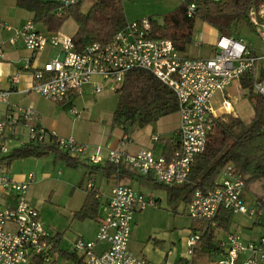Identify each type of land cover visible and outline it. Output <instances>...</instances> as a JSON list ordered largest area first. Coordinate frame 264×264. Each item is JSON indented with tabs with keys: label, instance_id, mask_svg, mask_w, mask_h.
I'll return each mask as SVG.
<instances>
[{
	"label": "built area",
	"instance_id": "built-area-1",
	"mask_svg": "<svg viewBox=\"0 0 264 264\" xmlns=\"http://www.w3.org/2000/svg\"><path fill=\"white\" fill-rule=\"evenodd\" d=\"M54 1L59 5L60 15L86 0ZM179 1L181 4L187 3V0ZM199 8L196 2L188 4L187 16L193 17ZM249 18L256 35L264 44V5L251 10ZM4 27L13 30L9 25ZM19 40L32 55L25 60L24 66L25 70L32 71L31 90L59 104H66L80 96L88 85L93 86L95 94L102 93L103 86L98 79L113 84L118 91L123 87L127 74L134 70L149 71L170 88L177 97L181 117L178 143L171 156L156 155L152 150L130 154L118 149H111L104 156L102 148L98 147L87 158L92 165L107 163L126 167L136 176L151 178L158 185L169 188L189 182L196 158L206 151L216 120L235 113L232 102L226 99L221 104L224 114L218 116L212 106L213 97L226 92L234 82H242L251 72L256 74L264 61V52L260 55L244 39L226 35H220L217 39L212 58L187 57L171 39L154 36L151 19L128 23L126 30L119 32L110 43L94 42L81 50L73 37L62 33H42L33 21L14 30L10 43L14 45ZM48 47L60 51L62 55L42 68H34L33 59ZM3 57L0 49V59ZM20 78L21 73H17L12 77V82L18 84ZM252 90L264 98V77L256 76ZM9 96L10 92H0V102L8 103ZM16 109L18 116L8 115L0 121L3 154L9 153L3 143L7 135L36 116L32 108ZM69 112L78 115L75 107H71ZM154 139L158 141L157 137ZM30 142L55 144L78 159L85 157L88 150L87 146L74 138H59L42 126L30 127ZM220 175L215 189L195 191L187 205L188 216L212 227H216L215 219L222 209L230 211L233 216L253 219L258 210L245 200V178L232 165L225 167ZM34 182L33 174L28 176L26 182H18L0 169V189L16 196L14 209L0 207V264H30L34 258L45 264L52 263V236L45 229L39 211L28 201V192ZM87 189L89 193L96 192L94 184H89ZM154 206L156 201L153 198L129 185H116L105 206L96 241L85 242L81 239L76 243L75 253L82 252L86 264H154L129 249L136 214ZM8 225L13 229H7ZM220 240L224 254L216 264H264V237L259 241H246L233 231ZM199 242L200 233H193L187 243L190 257L194 255ZM98 243L107 244V249L97 253Z\"/></svg>",
	"mask_w": 264,
	"mask_h": 264
},
{
	"label": "trees",
	"instance_id": "trees-1",
	"mask_svg": "<svg viewBox=\"0 0 264 264\" xmlns=\"http://www.w3.org/2000/svg\"><path fill=\"white\" fill-rule=\"evenodd\" d=\"M195 2L200 8L190 18L187 16V5ZM16 3L31 11L34 23L44 25L50 32H58L66 21L73 19L78 26L73 40L80 50L94 42L110 43L128 25L123 0H98L87 13L81 11L83 3H80L60 15L59 5L53 0H16ZM262 5L264 0H187L186 4L167 16L163 24L151 18L153 34L155 37L171 39L181 52L191 44L197 21L216 28L220 35L238 38L236 30L239 27L247 25L253 29L249 13ZM260 77H264V73ZM255 79V72H251L241 82L242 87L249 90L248 96L253 104L255 114L252 121L246 124L233 115L218 118L206 151L196 158L189 182L182 186L165 187L168 189L169 201L181 198L187 205L190 204L196 190L215 189L222 170L229 165L245 178L247 186L255 182L264 185V98L252 90ZM117 92L119 102L113 121L117 126L126 128L138 124L139 127H145L178 112V100L174 92L149 71L129 72L123 87ZM49 156H53L55 162L61 161L72 168L83 164L80 159L60 150L55 144L29 142L8 154H3L0 146V169L10 167L18 159ZM110 166L105 169H120L118 166ZM99 206V200L91 192L76 216L97 220ZM257 207L264 209V196L258 198ZM232 220V213L222 209L215 219L216 227L204 224L195 230L200 233V242L199 248L194 251V264L217 263L216 258L224 254V249L215 229L229 232ZM51 240L53 253H58L74 264H86L85 259L78 257L75 252L59 248L60 235Z\"/></svg>",
	"mask_w": 264,
	"mask_h": 264
},
{
	"label": "crops",
	"instance_id": "crops-1",
	"mask_svg": "<svg viewBox=\"0 0 264 264\" xmlns=\"http://www.w3.org/2000/svg\"><path fill=\"white\" fill-rule=\"evenodd\" d=\"M182 5V4H181ZM82 11V8H81ZM174 13V12H172ZM170 13V14H172ZM143 20V19H142ZM34 22V14L31 11H28L24 8H21L17 5L16 0H0V49L3 51L4 57L0 59V92H10L8 103L0 102V106L2 107V111H0V121L5 119L8 115L12 117H16L19 115L18 109L16 108H32L36 112V116L33 118L28 125L30 126H45L47 129L55 130L57 133H62V121H61V111H52L49 112L52 104L54 102L43 98L42 96L34 93L31 90L33 84V75L32 71H28L24 69L25 60L30 58L32 55L26 49L25 44L23 41L19 40L16 44L12 45L10 43V39L14 36V30L23 28L28 22ZM132 22H137L134 20ZM70 23V24H69ZM72 23V24H71ZM129 23V22H128ZM131 23V22H130ZM36 24V23H35ZM4 25H9L13 28V30H8L4 27ZM36 28L38 31L46 34H54V33H62L66 36L74 37L78 31L77 23L70 19L66 21L61 29L58 32H50L47 28L42 24H36ZM198 31L196 33V26L193 32V39H195V51L191 50L189 46L186 47V50L182 52L185 56L190 58H212L214 56V45L217 39L220 36L219 31L210 26L206 23H200L198 25ZM192 43V42H191ZM204 43L206 44V48L204 47ZM62 55V53L56 49L51 47L46 48L45 50L38 53V55L33 59V66L34 68H42L46 63L50 62L51 60L57 58L58 56ZM264 66L261 67V74L264 73ZM21 73L20 82L18 84H14L12 82V77L17 74ZM257 76V72H256ZM102 86L103 91L100 94H95L93 92V86L88 85L84 88L83 93L72 99L66 104H60L63 109H70L71 107H75L76 110L83 112V117L78 111V117L71 122V129H70V138H74L80 144L87 146V155L85 157L80 158L82 160L83 165L86 166L87 169H81L85 175H89L90 178H97L103 177L105 179V183L109 185V191L107 194H104V190L101 186L97 187L96 192L100 193L98 198L100 202V206L97 213V220L96 221V233L92 239H88L89 241H96L97 234L99 231V224L101 218L104 216L105 213V206L107 205L109 199L111 198L113 188L118 184H125L129 185L135 190L145 194L141 188L146 187L148 183H155L151 178H143L136 176L133 172H131L126 167H120L118 171L114 169H105L110 168V164L103 163L99 165H90L88 162L89 155L94 154L97 151L98 147L102 148V153L105 156L109 150L111 149H118L123 150L130 154H136L141 150H152L156 155H164V156H171L175 147L177 146L178 139H177V132L180 127L181 117L179 112L173 113L171 115L162 117L157 122L147 125L145 127H131L134 125H128V127L117 126L114 124V114L119 102V94L115 90L117 94V100L114 104H112L113 93H112V86L113 84L107 82H101L99 79L97 80ZM248 92L246 89L242 87L241 82H234L226 92L224 93H217L212 100V106L216 111L218 116H223L224 112L221 108V104L224 100L228 99L232 102L234 108L233 100L238 98V96H248ZM93 98H97L98 100L94 101ZM55 105V104H54ZM12 107V108H11ZM234 111L237 112L238 110L234 108ZM91 117L85 116L87 114ZM255 114V113H254ZM70 116H74L69 112ZM236 118L241 119L240 114L234 113L233 115ZM75 117V116H74ZM92 120L95 122V125H91L89 127L86 125V122ZM242 120V119H241ZM158 138V141H155L154 138ZM29 143L25 142L24 144ZM21 144L16 148L24 145ZM51 144V143H46ZM74 171V170H72ZM70 171V177H73V172ZM83 174V175H84ZM29 175H18L13 179L18 182H26L28 180ZM12 178V177H11ZM221 175L219 176L218 181H220ZM35 182L31 185H35ZM77 182L72 181L70 179V186L75 188V184ZM256 183V182H255ZM136 186V187H135ZM250 186V185H249ZM249 186L246 187V191L244 194L246 202L250 206H255L259 213L262 212L261 209L257 207V200L258 196L251 201H248L246 198V194L248 191ZM30 187V188H31ZM87 198V196H86ZM85 198V200H86ZM153 198V197H151ZM156 201V206L158 205V200ZM85 203V201H84ZM84 203L78 210V212L83 207ZM16 206V196L14 194L5 193L0 189V207L5 209H14ZM138 214V213H137ZM136 214V216H137ZM135 216V217H136ZM262 216V215H261ZM260 216V217H261ZM236 217L237 222L234 223L232 221V225L229 232H225L224 230H220L216 228V236L218 239H224L228 233L230 232H238L241 227L254 230L255 226L262 225L261 218L257 217L253 222L242 223L243 220H253L246 218L244 216H233ZM204 225V223H203ZM203 225L198 227H193L189 229L191 235L196 233L195 230L200 229ZM198 233V232H197ZM62 233H57V235H61ZM246 241H258L263 235L258 237H254L253 233L249 232L246 233ZM190 235V236H191ZM188 237L186 243L190 238ZM55 238L52 236V239ZM79 239L85 240L82 236L74 241H78ZM52 241V240H51ZM52 243V242H51ZM74 244V243H73ZM53 245V243H52ZM108 245L105 243H98L96 247V252L101 253L107 249ZM59 248L63 250L66 247L64 244L60 243ZM196 248H199V244ZM195 248V249H196ZM130 251L134 254L132 249ZM54 250V245H53ZM52 250V263L50 264H59V260H62L61 256L56 253L53 255ZM72 252L71 250H69ZM195 251V250H194ZM188 247L187 250L183 253L182 257L180 258L181 264H194V255L190 257L188 255ZM77 255V254H76ZM78 256V255H77ZM223 255L217 257L216 260L218 261ZM82 258L83 256H78ZM140 257H144L154 264H177L178 258L177 253H172V251H168L165 254L162 251L160 253L156 252V249L153 250L145 249L144 253L142 252ZM174 257L173 260H169V258ZM30 264H45L38 258H34L30 261ZM65 264H74L72 261L65 262Z\"/></svg>",
	"mask_w": 264,
	"mask_h": 264
},
{
	"label": "rangeland",
	"instance_id": "rangeland-1",
	"mask_svg": "<svg viewBox=\"0 0 264 264\" xmlns=\"http://www.w3.org/2000/svg\"><path fill=\"white\" fill-rule=\"evenodd\" d=\"M96 1L98 0H86L83 2L82 12L87 13ZM123 5L129 23L134 20L140 21L142 19L152 18L159 24H163L165 18L169 16L170 13L180 8L181 2L179 0H123ZM200 23L202 22H196V33L199 32L198 25ZM236 36L244 39L248 44H251L258 54H263L264 44L256 35L254 29L247 25H243L236 30ZM188 46L193 51L198 48L195 46V39H193L192 43ZM204 47L206 48L205 43ZM262 63L263 64L260 65L257 70V76L261 74V67L264 66V61ZM111 89L113 93L112 104H114L117 100V94L115 93L116 86H112ZM93 100L96 101L98 99L93 98ZM52 102H54L55 105L52 104L49 112H62L61 121L63 123V132L59 134L55 130L47 129L45 126L42 127L47 129L49 133H55L59 138L69 139L71 136V122L79 115L74 114L75 117L70 116L68 109H63L58 102ZM233 102L234 108L238 110L237 112L240 114L241 119L246 124H249L254 118V108L249 96H238ZM0 111H2L1 106ZM83 112H85V110H83ZM83 112L79 111L81 118L84 115ZM85 116L88 117V113L85 114ZM86 125L91 127V125H95V122L88 120ZM137 126L139 127L138 124L132 126L131 130ZM30 127L25 124H20L15 128L13 133L7 135L3 143L9 149V153L26 141L30 142ZM81 169L87 168L83 164L74 168L69 167L61 161L55 162L53 156L40 159H18L14 161L10 167L1 169L12 178L18 175L33 174L35 176L37 183L30 188L28 192V201L32 207L39 211L41 221L48 233L54 237L57 236V233H62L60 235L61 244L63 243L66 247L65 249H69L72 252H75L76 243L81 240L79 239L75 242V239L82 236L85 242H90L89 240L92 239L96 233L95 219H80L76 216L86 196L89 194L87 189L89 184H94L95 190H97L98 186H101L104 190V194H107L109 191V185L105 183V179L102 176L90 178V176L85 175ZM70 171L74 173L73 177H70ZM70 179L77 182L74 189L70 186ZM263 186L262 182L250 184L246 194L247 200L251 201L257 196H264ZM141 189L147 197H153L154 200H158V205L157 207L147 208L145 211L138 213L135 217L129 241L130 248L137 256H141L145 249L153 250L154 248L157 253L162 251L163 253L165 252V254L170 250L173 254L177 253V264H181L180 258L187 250L186 241L191 235L189 229L191 226L198 227L203 225V223L192 220L188 216L187 204L181 200V198L169 201L167 188L151 182ZM93 195L94 198L98 199L100 193L94 192ZM257 217L261 218L262 225L255 226L253 231L243 227L238 230V233L244 240L246 239V233L249 232L253 233L254 237L264 234V209H262L261 213L257 212L253 220L244 219L242 223H246V221L253 222ZM232 221L236 223V217H234ZM11 228L13 229V226H7V229ZM55 254L56 253H53V255ZM76 254L78 256L83 255L80 251ZM61 259L62 260H59V264H65V262L69 261L64 257ZM173 259L174 257L169 258L170 261Z\"/></svg>",
	"mask_w": 264,
	"mask_h": 264
}]
</instances>
